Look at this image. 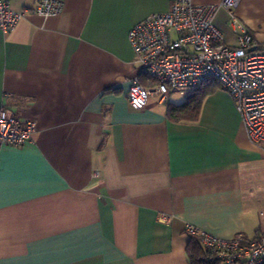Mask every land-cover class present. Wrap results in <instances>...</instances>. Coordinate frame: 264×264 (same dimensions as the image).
<instances>
[{"label":"crops","instance_id":"crops-1","mask_svg":"<svg viewBox=\"0 0 264 264\" xmlns=\"http://www.w3.org/2000/svg\"><path fill=\"white\" fill-rule=\"evenodd\" d=\"M59 1L58 15L0 29V112L36 120L24 145L0 142V264H190L187 225L263 232L264 144L225 89L195 121L167 115L189 95L129 104L140 76L129 31L174 0ZM233 15L264 49V0H239ZM214 24L237 45L232 12L220 7Z\"/></svg>","mask_w":264,"mask_h":264},{"label":"built area","instance_id":"built-area-1","mask_svg":"<svg viewBox=\"0 0 264 264\" xmlns=\"http://www.w3.org/2000/svg\"><path fill=\"white\" fill-rule=\"evenodd\" d=\"M239 0L196 5L192 0H174L168 11L155 13L129 31V41L140 68L128 93L132 108H144L149 99L167 101L172 94L190 95L203 83L215 80L233 98L250 140L264 144V49L252 33L233 15ZM220 7L232 12L238 43L230 46L214 24ZM59 0H38L32 8L15 10L0 0V29L12 31L28 14L58 15ZM141 78L146 79L145 82ZM36 120L23 122L17 115L0 112V142L14 146L32 140ZM190 237H197L209 258L221 264H264V231L255 238L237 235L224 239L192 225Z\"/></svg>","mask_w":264,"mask_h":264},{"label":"trees","instance_id":"trees-1","mask_svg":"<svg viewBox=\"0 0 264 264\" xmlns=\"http://www.w3.org/2000/svg\"><path fill=\"white\" fill-rule=\"evenodd\" d=\"M219 84L215 80H208L201 87L190 94L183 103L168 104L167 115L174 121H195L198 119L204 98L215 91ZM190 264H221L217 259L209 258L207 250L197 237H191L187 246Z\"/></svg>","mask_w":264,"mask_h":264},{"label":"rangeland","instance_id":"rangeland-1","mask_svg":"<svg viewBox=\"0 0 264 264\" xmlns=\"http://www.w3.org/2000/svg\"><path fill=\"white\" fill-rule=\"evenodd\" d=\"M174 99L182 100V99H185V96L184 95H174Z\"/></svg>","mask_w":264,"mask_h":264}]
</instances>
